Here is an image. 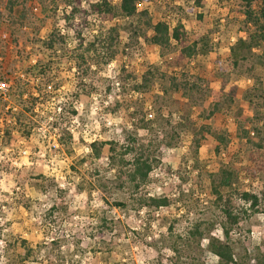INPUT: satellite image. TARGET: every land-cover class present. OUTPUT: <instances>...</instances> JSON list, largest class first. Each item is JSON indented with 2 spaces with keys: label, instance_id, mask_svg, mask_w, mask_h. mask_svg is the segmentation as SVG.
<instances>
[{
  "label": "rangeland",
  "instance_id": "1",
  "mask_svg": "<svg viewBox=\"0 0 264 264\" xmlns=\"http://www.w3.org/2000/svg\"><path fill=\"white\" fill-rule=\"evenodd\" d=\"M194 1L151 0L138 5L139 9L148 10L153 22L163 20L173 26L180 20L190 40L197 42L200 52L182 62L185 63L184 67H177L176 50L161 53L158 46L147 44L141 39L114 61L102 65L94 80L97 93L76 101L78 115L71 123L66 124L73 136L72 156L58 143L56 131L50 128L53 116L41 123L36 116H32L36 132L27 137L15 127L11 111L4 109L0 100V226L3 228L0 264H8L5 240L11 237L44 244L49 243L52 238H60L63 240L60 250L65 253L77 252L76 246L81 248V253L76 255L81 264H115L117 261L150 264L156 254L155 249L147 243L151 237L165 235L169 224L174 231L184 232L196 218L212 216L209 172L215 171L223 163L230 166L232 164L238 172L236 187H246L255 192L263 188L264 169H254L255 165L247 157V144L238 137V127L239 124L244 126L250 131V136H253L252 128H259L264 138V66L258 65L254 70L255 75L250 76L242 72L239 66L229 68L215 61L216 56L228 55L229 46L239 37L246 36L250 27L245 24L242 7L236 0H200L199 4ZM64 2L66 0H30L29 8L36 15L40 7L44 6L47 13H51L56 6L59 14L69 9ZM112 2L117 4L119 0ZM256 6L258 4L254 3V7ZM198 12L201 13L200 18L197 16ZM90 21V26L84 30L87 39L99 28L118 25L121 41L126 40V21L123 18L118 17L102 24L92 16ZM37 25L39 21L33 20L20 28H11L7 20H0V76H8L11 82V76H23L22 70L29 63H35L38 58L46 60L50 57L49 84H55V96L46 103L45 111L36 109L41 116H45V113L53 111L58 102L71 99L76 81L75 66L64 56H47L45 51L42 53V44L35 38H45L49 28L41 27L37 36L33 27ZM59 27L70 40V31L61 25ZM202 50H206V53H201ZM262 51L264 42L254 49L255 53ZM122 65L134 70L137 79L147 70L153 71L156 92L168 85L169 76L176 74H188L191 80L203 78L209 91L199 101L201 105L191 107L176 103L174 99H187L180 93L173 94V104L170 105L174 110L171 124L180 120L185 122L186 114L196 124L190 129L177 127L179 137L172 147L163 151L164 160L152 170L145 186L149 194L170 196L171 204L158 209L130 208L120 211L114 203H110L104 215L113 217L115 224L104 236L113 248L106 263L101 257L102 253L107 256L106 251H103V247V250L99 248V252L96 251L97 244L89 237V226L102 215V201L97 191L89 196L87 183L83 187L85 189L76 187L80 177L77 173H71L70 165L73 157L88 151L90 142L121 138L122 128L129 126L123 116L112 114L108 109L113 100L137 96L128 85L122 90L112 80ZM160 73L164 75L161 76ZM3 80L0 79V86L3 85ZM108 84L111 87L109 94L105 92ZM3 92L0 87V96ZM144 97L146 109L153 112V96L144 94ZM213 103L218 105V109L210 113ZM164 104L162 102L161 106ZM163 113L167 114L166 109ZM5 124L10 133L5 132ZM202 124L213 126V131L226 132L229 141L217 153L214 135L206 134L201 139L197 156L194 157L191 140L195 129ZM260 152L257 156L264 164V145ZM105 162L103 160V166L106 165ZM178 171L185 180L179 178ZM105 175L110 177L112 173L105 170ZM57 188L67 189L65 201L48 219L45 214L53 203ZM240 232L247 249L251 250L257 245L264 247V211L241 222ZM213 234L221 236L218 229H214ZM205 245L206 239H203L202 247ZM46 250L44 247L39 257L27 264H55L47 259ZM205 255L211 264H216L211 254L205 252Z\"/></svg>",
  "mask_w": 264,
  "mask_h": 264
},
{
  "label": "trees",
  "instance_id": "2",
  "mask_svg": "<svg viewBox=\"0 0 264 264\" xmlns=\"http://www.w3.org/2000/svg\"><path fill=\"white\" fill-rule=\"evenodd\" d=\"M148 1L151 0H119L115 4L112 0H66L64 3L69 7L68 11L58 14L55 6L51 13H47L43 6L36 15L29 8L30 0L0 1V20H7L11 28H20L22 25L32 23L33 20H38L39 25L33 26L37 36L41 27L48 26L45 38H35L42 44V53L45 51L47 56H64L75 66L76 81L71 99L58 102L53 111L45 113V116H41L36 109L43 111L46 103L55 96L53 94L55 84H49L50 57L46 60L38 58L35 63H29L22 70L23 76L13 75L10 77L11 82L8 76L6 78L0 76L1 80L5 79L3 81L9 83L5 95L0 96L2 107L11 111L15 127L24 136L28 137L36 132L32 116H36L39 123L48 121L53 116L50 128L56 131L58 143L72 156L73 136L66 124L71 123L78 115L75 102L97 93L94 80L102 65L117 59L141 39L147 44L158 46L161 53L176 50L177 67H184L185 63L182 62L200 52L197 42L190 40L180 20L173 26L163 20L153 22L147 9L138 8L140 3ZM199 1L195 0L194 3L199 4ZM236 1L242 7L244 21L250 27V31L229 46L228 55L216 56L215 61L229 68L239 66L242 72L253 76L258 65L264 66V51L254 52V49L264 42V0ZM254 3L258 6L254 7ZM92 16L102 24L118 17L123 18L126 21L124 26L126 40L121 41L118 25L99 28L87 39L84 30L90 26ZM197 16L200 18L201 13L198 12ZM60 25L70 31V40L62 32ZM201 53H206V50H202ZM180 71L183 73L182 69ZM134 73V70L122 65L112 78L122 90L128 85L137 94L135 97L113 100L108 106L112 114H120L129 123L128 127L122 128L121 138L90 142L88 151L73 157V163L70 165L71 173H77L80 177L76 187L85 189L83 187L87 183L89 196L93 191H97L102 201V215L89 226L91 229L89 237L97 244L96 251L99 252V248L103 250L102 247L103 251H106L107 256L100 251L106 263L113 248L111 242L105 240L104 236L115 224L113 217L104 215L110 203H114L120 211H127L130 208L158 209L171 204L170 196L149 194L145 186L149 182L152 170L164 160L163 151L172 147L179 137L177 127L190 129L196 124V121L189 118V114L185 115V122L180 120L171 124V116L174 113L170 107L173 104L171 102L173 94L180 93L187 99V101L174 99L176 103L191 107L199 105V101L209 91L203 78L191 80L188 74H176L169 76L168 85L156 92L153 71L147 70L142 73L140 79H137ZM197 81L201 84H197ZM105 92L107 94L111 92L109 84L105 86ZM144 94L153 96V112L146 109ZM162 102L165 104L161 106ZM164 109L167 114L163 113ZM217 109L218 105L213 103L210 113ZM5 125V132L10 133L8 125ZM213 128L209 124H202L193 132L191 149L194 157L197 156L201 139L206 134L214 135L217 153L220 147L229 141L226 132H216ZM238 128V137L245 140L248 147L247 157L255 165L254 169L256 171L264 169L263 160L260 161L257 156L264 145L261 130L252 128L253 136H250V131L244 126L239 124ZM141 130L144 132L141 133ZM103 160H106L105 166L102 164ZM177 168L179 169L180 165ZM105 170L110 171L112 176H106ZM237 174L235 167L228 163H223L215 171L209 172L212 216L196 218L184 232L174 231L173 226L169 224L165 235L151 237L147 243L155 249L156 254L150 264H211L205 252L212 255L216 264H264V247L257 245L251 250L247 249L243 245L240 232L241 222L264 211V184L257 192L246 187L238 188L235 184ZM178 175L181 180H185L181 178L179 171ZM56 191L53 203L45 214L48 219L65 201L67 189L57 188ZM214 229L220 230L221 236L213 234ZM2 232L3 228L0 226V238L3 236ZM203 239H206L204 248ZM62 242L63 240L57 237L52 238L47 244L32 243L21 237L8 238L5 240V249L8 250L6 263L27 264L35 261L45 247L47 259L55 264H81L80 258L76 257L81 248L76 246L77 252L65 253L60 250ZM115 264L130 263L117 261Z\"/></svg>",
  "mask_w": 264,
  "mask_h": 264
},
{
  "label": "built area",
  "instance_id": "3",
  "mask_svg": "<svg viewBox=\"0 0 264 264\" xmlns=\"http://www.w3.org/2000/svg\"><path fill=\"white\" fill-rule=\"evenodd\" d=\"M3 85H1L0 87L3 88L4 92H3V96L5 95L6 91H7V88H8V84L9 83H6V82H2Z\"/></svg>",
  "mask_w": 264,
  "mask_h": 264
}]
</instances>
